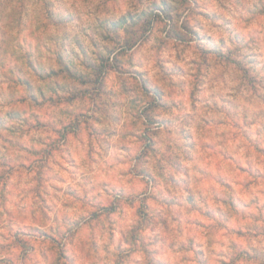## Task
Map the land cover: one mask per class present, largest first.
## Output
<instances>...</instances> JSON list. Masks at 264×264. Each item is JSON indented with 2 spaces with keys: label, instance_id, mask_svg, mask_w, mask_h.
<instances>
[{
  "label": "clouds",
  "instance_id": "9594fccd",
  "mask_svg": "<svg viewBox=\"0 0 264 264\" xmlns=\"http://www.w3.org/2000/svg\"><path fill=\"white\" fill-rule=\"evenodd\" d=\"M0 264H264V0H0Z\"/></svg>",
  "mask_w": 264,
  "mask_h": 264
}]
</instances>
